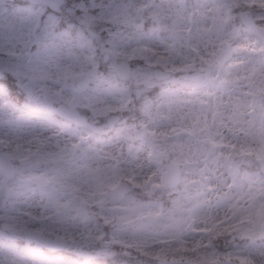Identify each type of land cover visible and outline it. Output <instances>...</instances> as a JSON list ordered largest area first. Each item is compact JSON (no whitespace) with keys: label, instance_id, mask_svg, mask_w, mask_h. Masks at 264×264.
I'll list each match as a JSON object with an SVG mask.
<instances>
[{"label":"clouds","instance_id":"clouds-1","mask_svg":"<svg viewBox=\"0 0 264 264\" xmlns=\"http://www.w3.org/2000/svg\"><path fill=\"white\" fill-rule=\"evenodd\" d=\"M0 264H264V0H0Z\"/></svg>","mask_w":264,"mask_h":264}]
</instances>
